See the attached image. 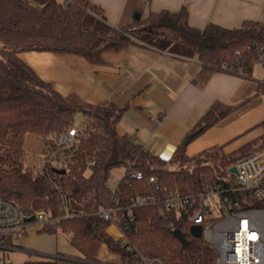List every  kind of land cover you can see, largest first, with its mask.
<instances>
[{
    "label": "trees",
    "instance_id": "1",
    "mask_svg": "<svg viewBox=\"0 0 264 264\" xmlns=\"http://www.w3.org/2000/svg\"><path fill=\"white\" fill-rule=\"evenodd\" d=\"M90 12L97 16L95 22L89 18ZM148 36L191 48L206 73L222 71L252 78L254 65L264 52V20H244L235 27L208 22L198 28L189 24L183 5L177 11L150 12L145 18L139 14L137 19L132 17L112 27L106 23L102 7L91 0H46L42 5L28 0H0V146L12 138L33 134L42 139L43 153L57 150L58 157L67 160L66 164L45 161L42 172H33L23 165L25 152L21 146L5 148L0 154V197L13 201L24 215L42 208L59 218L54 226L40 230L60 228L84 257L82 261L57 259L59 264H99L96 254L102 244L118 255L120 264H143L139 255L159 259L162 264H217L212 244L191 232L184 212L176 215L161 203L132 205V200L137 196L162 199L175 189L183 194L198 193L219 182L222 173L233 178L230 168L264 145L263 119L259 123L261 136L233 152L223 153L221 146H214L188 156L185 146L189 141L242 107L215 100L171 158L163 159L117 131L125 106L113 101L97 105L71 101L18 56L22 51H52L100 62L102 51L121 49L131 37ZM257 88L264 92V82H258ZM76 111L82 114L78 124H74ZM73 127L78 131L75 143L54 147L51 137ZM187 136L189 140L183 144ZM169 162L182 165L169 169ZM121 165L125 172L112 190L107 185L110 170ZM134 170L141 176L131 177ZM113 198L116 203H112ZM65 200L72 214L67 217ZM35 201L38 205L34 207ZM111 204L117 207L116 223L125 235V245L107 231L111 221L92 214ZM170 222L175 223L182 238L166 227Z\"/></svg>",
    "mask_w": 264,
    "mask_h": 264
},
{
    "label": "crops",
    "instance_id": "2",
    "mask_svg": "<svg viewBox=\"0 0 264 264\" xmlns=\"http://www.w3.org/2000/svg\"><path fill=\"white\" fill-rule=\"evenodd\" d=\"M91 1L102 7L112 27L129 20L123 21L127 11L145 18L150 12L177 11L183 5L189 24L198 28L208 22L235 27L244 20H264V0ZM18 56L71 101L92 105L113 101L125 106L117 131L166 160L215 100L242 107L189 141L188 156L215 145L230 153L263 132L259 123L264 119V92L257 88L263 79L253 72L252 78L222 71L206 73L194 50L160 37H131L121 49L102 51L100 62L52 51H22ZM26 232L15 239L17 246L28 241ZM49 257L78 260L63 254Z\"/></svg>",
    "mask_w": 264,
    "mask_h": 264
},
{
    "label": "built area",
    "instance_id": "3",
    "mask_svg": "<svg viewBox=\"0 0 264 264\" xmlns=\"http://www.w3.org/2000/svg\"><path fill=\"white\" fill-rule=\"evenodd\" d=\"M257 63H264V52L259 55ZM77 136L78 131L73 127L53 135L51 143L59 149L75 143ZM44 154L47 162L67 163L65 157H58L57 150ZM234 166L233 178L222 173L219 182L205 186L198 193L183 194L175 189L168 191L162 199L137 196L131 204L161 203L166 211L176 215L184 212L191 226L198 225L200 234L212 244L217 253V264H264V145L239 159ZM130 176L140 177L141 172L134 170ZM150 181L154 178L151 177ZM116 202L117 199L113 198L112 203ZM64 207V217L71 216L66 200ZM116 210L117 207L111 204L92 214L117 226ZM31 215L41 227L59 220L42 208ZM26 216L30 215H24L13 201L0 197V264L9 263L4 258L5 253L14 249L13 242L23 234ZM166 227L172 232L178 230L174 222ZM117 228L120 230L119 243L125 245V235ZM139 256L143 264H162L159 259L154 261ZM57 259L49 257L37 264H59Z\"/></svg>",
    "mask_w": 264,
    "mask_h": 264
},
{
    "label": "rangeland",
    "instance_id": "4",
    "mask_svg": "<svg viewBox=\"0 0 264 264\" xmlns=\"http://www.w3.org/2000/svg\"><path fill=\"white\" fill-rule=\"evenodd\" d=\"M32 3L42 5L46 0H28ZM134 1V0H133ZM138 13L131 14L130 11H127L123 17V21L130 18H135ZM89 18L93 20L97 19V16L94 13H89ZM90 19H87V22L90 23ZM122 23V22H121ZM87 25V24H86ZM127 36V35H126ZM178 44V43H177ZM183 46L181 44H178ZM189 48L187 46H183ZM253 75L264 80V63H256L254 65ZM82 119V114L80 111H76L74 114V124H78ZM15 146H21L25 152L23 157V165L33 172H42L44 169V153L42 151V139L33 134H26L22 138H12L5 146H0V154L4 152L5 148L12 149ZM216 146V145H215ZM214 146H210L211 148ZM220 152H224V150L220 147ZM182 164L177 162H169L167 164V168L176 169L180 167ZM125 167L121 166H113L110 170V174L107 179V185L112 190L116 187L118 180L124 174ZM74 204V203H72ZM38 205V201L33 203L35 207ZM45 226L52 227L53 223H48ZM26 228V229H25ZM24 230L25 238L28 237V241L24 239L21 243L22 246H17V242H13L14 249L8 250L5 253V260L11 264H22L25 261L35 260L41 261L48 256L53 254H63L65 256H69L71 258H78L77 261H82L84 257L80 254L78 250L69 242L68 234L64 233L60 228H57L53 232L41 231V225L36 222H27L25 224ZM28 228V230H27ZM34 231V236L30 233L29 229ZM107 231L114 237L118 238L120 235V230L114 223H111ZM17 239V238H16ZM19 242V240H18ZM24 247V248H23ZM32 249V251L28 252L27 249ZM96 259L99 264H120V259L117 254L111 252L106 245L102 244L96 254Z\"/></svg>",
    "mask_w": 264,
    "mask_h": 264
},
{
    "label": "water",
    "instance_id": "5",
    "mask_svg": "<svg viewBox=\"0 0 264 264\" xmlns=\"http://www.w3.org/2000/svg\"><path fill=\"white\" fill-rule=\"evenodd\" d=\"M135 18H136V19L139 18V14H137V16H136ZM189 137H190V136H187V137L184 139L183 144H186V143L188 142ZM62 171H63V170H62ZM229 171H230L231 173H236V168H235V166H232V167L230 168ZM24 221H25V222H32V221H34V215H30V216H26V217H24ZM190 229H191V232H192L194 235H196V236L200 235V227H199L198 225H193V226L190 227ZM173 233H174V235L177 236L178 238H182V235H181V233H180L179 230H175V231H173Z\"/></svg>",
    "mask_w": 264,
    "mask_h": 264
}]
</instances>
